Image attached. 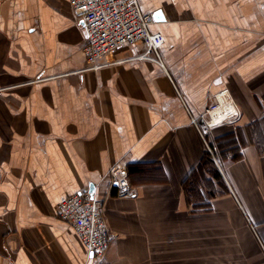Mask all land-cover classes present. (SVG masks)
<instances>
[{"label":"crops","instance_id":"obj_1","mask_svg":"<svg viewBox=\"0 0 264 264\" xmlns=\"http://www.w3.org/2000/svg\"><path fill=\"white\" fill-rule=\"evenodd\" d=\"M137 1L161 63L136 42L89 69L69 0H0V264H231L243 208H264V0ZM223 89L240 116L201 134L190 115ZM206 149L225 191L189 199ZM85 190L111 234L95 259L56 215Z\"/></svg>","mask_w":264,"mask_h":264},{"label":"built area","instance_id":"obj_2","mask_svg":"<svg viewBox=\"0 0 264 264\" xmlns=\"http://www.w3.org/2000/svg\"><path fill=\"white\" fill-rule=\"evenodd\" d=\"M74 12L83 22L85 42L82 45L88 68L96 69L98 59L119 46L142 42L141 56L161 63L159 47L163 43L160 32L151 31L150 13L143 12L137 0H69ZM240 111L233 97L220 90L213 101L197 113L190 115L191 123L202 130L223 123H235ZM118 192L126 184L119 180ZM56 215L70 224L88 248L92 258L102 256L111 234L102 214V201L90 191L68 194L56 205Z\"/></svg>","mask_w":264,"mask_h":264},{"label":"rangeland","instance_id":"obj_3","mask_svg":"<svg viewBox=\"0 0 264 264\" xmlns=\"http://www.w3.org/2000/svg\"><path fill=\"white\" fill-rule=\"evenodd\" d=\"M235 237L226 242L231 264H264V208H243V231Z\"/></svg>","mask_w":264,"mask_h":264},{"label":"trees","instance_id":"obj_4","mask_svg":"<svg viewBox=\"0 0 264 264\" xmlns=\"http://www.w3.org/2000/svg\"><path fill=\"white\" fill-rule=\"evenodd\" d=\"M237 144L238 140L231 139L228 141V147L232 151L231 159L233 160L239 158L241 155V153L237 149ZM210 146L214 148L212 144H210ZM220 155H223L222 151L220 152ZM216 157L217 156L215 152L212 153L210 150L206 149L197 167L193 168L187 178H185L183 182V187L185 192L187 193L186 195L189 196V199L201 194V190L198 191L197 186L205 183H211L217 186L215 191L209 192L210 195H218L224 193L225 182L215 162Z\"/></svg>","mask_w":264,"mask_h":264}]
</instances>
